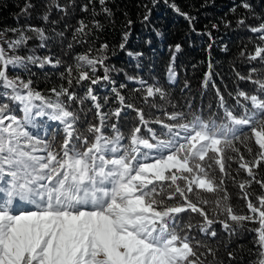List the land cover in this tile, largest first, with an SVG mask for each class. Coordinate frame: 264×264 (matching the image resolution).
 I'll list each match as a JSON object with an SVG mask.
<instances>
[{"label": "trees", "instance_id": "1", "mask_svg": "<svg viewBox=\"0 0 264 264\" xmlns=\"http://www.w3.org/2000/svg\"><path fill=\"white\" fill-rule=\"evenodd\" d=\"M245 3L248 8L243 7ZM81 21L86 28L83 33H77ZM261 24H264V0H104L103 4L100 0H0V35L9 42L18 39L21 33L28 38L7 54L24 59L8 75L31 81L34 91L53 100L56 97L52 89H68L75 98L68 100L64 95L60 99L76 117L75 134L81 140L87 137L91 141L95 134L88 129L96 126L111 137L115 135V125L124 137V145L129 144L128 138L135 128L149 142H156L153 136L167 139L164 124L183 121H170L166 114L182 112L188 119L194 114L202 115L205 121L214 118L219 123L224 117L221 98L225 107L237 116L252 108L251 101L239 93L264 99V92L255 83L264 80V59L252 58L257 47L264 48V32L252 31ZM31 29L43 30L44 38ZM85 54L102 57L103 64H97L94 72L82 65L81 70L87 71L89 78L77 82V57ZM28 57L33 60L29 61ZM170 68L175 73L172 77ZM106 74L108 79H104ZM93 80L97 83L93 84ZM148 87H158L165 95L148 96ZM10 94L2 98L0 105H8L10 113L18 115L19 104L10 99ZM119 97L124 98L123 103ZM137 110L146 123L141 122ZM157 119L163 123H156ZM39 121L44 125H39ZM36 125L34 136L59 149L65 137L64 126L46 119L36 120ZM238 135L240 140L235 141V147L239 152L229 148L224 153L227 175L212 159L203 162L219 190L194 189L190 199L207 201L202 206L210 218H216L218 200L224 206H231L237 215L257 218L238 225L226 215H220L210 226L211 232L216 233L212 237L210 232L199 231L203 218L198 213L189 210L178 214L177 223L195 238L193 246L199 241L215 252V259L210 254L200 256L205 264H255L259 258L255 231L260 227L258 214L251 213L247 205L251 201L259 207L258 197L264 195V188L257 182L264 181V162L253 169L255 179L240 168V156L252 161L259 148L248 126H243ZM74 143L81 147L80 141ZM248 148L252 149L251 153ZM142 151L156 155L155 150ZM209 164L212 166L208 167ZM245 182L247 186L242 189L240 184ZM157 187L159 190L160 186ZM171 191L174 189L165 183L157 199H164L170 206L180 204L179 196L167 199ZM225 192L226 202L222 200ZM219 220H227L230 228L226 230ZM188 224L192 225L191 229L186 228ZM196 251L199 255L206 253L207 248Z\"/></svg>", "mask_w": 264, "mask_h": 264}, {"label": "snow or ice", "instance_id": "2", "mask_svg": "<svg viewBox=\"0 0 264 264\" xmlns=\"http://www.w3.org/2000/svg\"><path fill=\"white\" fill-rule=\"evenodd\" d=\"M100 2L103 4L104 0ZM172 7L179 12L174 4ZM243 7L249 5L245 3ZM182 15L190 20L186 13ZM85 28L81 21L76 32L83 33ZM31 31L44 38L43 30ZM252 31L264 32V24ZM27 39L21 33L8 47L15 49ZM256 57L264 59V48H256L252 58ZM27 59L33 60L32 57ZM77 61V82L89 78V73L81 70L82 65L86 64L94 72L97 64H103L102 57L91 58L87 54L78 56ZM23 63V58L9 57L0 47V85L11 90L10 99L19 102L24 113L21 120L8 114V105H0V264H205L200 256L210 254L215 259V252L199 241L193 246L195 238L177 223L178 214L189 210L198 213L203 218L199 231L210 232L212 237L216 233L211 232L210 226L220 215H226L238 225L257 218L237 215L231 206L222 205L221 200L217 201L216 218H210L202 206L207 201L194 202L190 195L194 189L219 190L203 162L212 159L227 175L224 153L229 148L239 152L235 141L240 140L238 132L243 126L250 128L259 151L252 161H245L241 155L240 168L255 179L253 169L264 162V99L239 93L251 101L252 108H246L237 116L225 107L221 98L224 117L219 123L214 118L205 121L202 115L194 114L188 119L182 112L166 114L170 121L183 122L164 124L168 138L153 136L155 143L141 138L140 129L135 128L128 138L129 144L124 145V137L115 125V135L111 137L105 136L101 127L91 126L88 131L95 134L94 138L81 140L75 134L74 113L67 110L60 99L67 95L68 100H73L74 95L66 88L52 89L56 97L53 100L34 91L31 81L7 76L8 65ZM71 71L69 68V75ZM169 74L170 77L175 75L171 68ZM104 79H108L107 74ZM255 83L264 92V80ZM156 93L165 95L158 87L147 88L148 96ZM119 98L123 103L124 98ZM137 114L141 122L146 123L139 110ZM41 116H49L63 124L65 137L59 149L27 130L26 124L33 117ZM100 120L103 125L102 115ZM155 122L163 123L159 119ZM74 140L80 141L81 147L78 148ZM142 149L155 150L156 155L150 156ZM247 150L252 151L251 148ZM257 182L264 188V181ZM165 183L174 189L167 199L179 196L180 204L170 206L164 199H157ZM246 186L247 182L240 184L242 189ZM222 200H228L226 192ZM258 203L259 207L249 201L247 207L251 213L258 214L260 224L255 229L260 249L255 264H264V195L258 197ZM21 204L35 210H20ZM219 223L226 230L230 228L227 220H219ZM186 228L191 229L192 225ZM201 247L207 248V252L198 255L196 249Z\"/></svg>", "mask_w": 264, "mask_h": 264}, {"label": "rangeland", "instance_id": "3", "mask_svg": "<svg viewBox=\"0 0 264 264\" xmlns=\"http://www.w3.org/2000/svg\"><path fill=\"white\" fill-rule=\"evenodd\" d=\"M8 44H9V41L3 35H0V47L4 48L5 49V52L7 54H10L11 53V48L8 47ZM17 66H18V64L17 65H8L7 66L8 69H6V71H7V76L9 78H12V79L19 78L17 76H10V75H8V71L11 70V69L17 68ZM10 92H11L10 89H5L3 87V85H0V101L2 100L3 97L9 96ZM5 93H7V95H5ZM37 103H39V102H37ZM18 104H19V102H18ZM8 114L14 115V114H12L10 112ZM15 116H17L18 118H20L21 120H23L24 113L22 111V106L20 104L18 106V115H15ZM39 119L40 120L46 119V120L50 121L53 124L63 125V124H61L60 121L52 120L49 116L33 117V119L26 124L27 130L32 135H36L37 134L36 120H39ZM37 123H39V125L40 124L41 125H44L42 121H39ZM19 208H20V210H35L34 208H32V206H30V205H23V204L19 205Z\"/></svg>", "mask_w": 264, "mask_h": 264}, {"label": "water", "instance_id": "4", "mask_svg": "<svg viewBox=\"0 0 264 264\" xmlns=\"http://www.w3.org/2000/svg\"><path fill=\"white\" fill-rule=\"evenodd\" d=\"M8 69V68H7Z\"/></svg>", "mask_w": 264, "mask_h": 264}]
</instances>
